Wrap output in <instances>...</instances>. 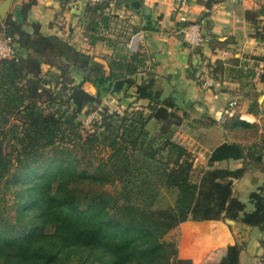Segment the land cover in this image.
<instances>
[{"label": "trees", "instance_id": "16d2710c", "mask_svg": "<svg viewBox=\"0 0 264 264\" xmlns=\"http://www.w3.org/2000/svg\"><path fill=\"white\" fill-rule=\"evenodd\" d=\"M116 1L86 6L92 33L107 29L106 10ZM221 1L208 0L206 7ZM246 16L259 30L254 15ZM40 30L34 24L26 32L10 17L0 18V36L19 50L17 59L0 60V264H192L173 259L174 234L185 222L231 220L264 232V183L249 194V212L232 196L233 182L250 167L264 171L256 158L264 156V139L218 146L208 169L194 176L192 154L171 140L181 118L153 78L136 85V100L148 101V113L104 108L83 138L80 117L101 102L84 84L100 75L115 89L132 86L144 58L139 52L109 58L101 73L90 56ZM151 120L159 125L156 136L146 129ZM97 150L107 153L99 157ZM230 160L243 166L213 168ZM115 184L119 196L111 199L107 191ZM161 191L174 192L171 205L158 207ZM259 244L264 250V240ZM242 249L227 246L217 264H239Z\"/></svg>", "mask_w": 264, "mask_h": 264}, {"label": "crops", "instance_id": "0c3cea01", "mask_svg": "<svg viewBox=\"0 0 264 264\" xmlns=\"http://www.w3.org/2000/svg\"><path fill=\"white\" fill-rule=\"evenodd\" d=\"M179 1L127 0L106 10L110 15L108 27L95 33L87 24L86 0H73L64 6L59 0H11L5 19L21 23L26 32L36 24L42 34L67 41L90 56L101 73L109 58H127L139 52L145 67L131 78L132 86L124 84L115 89L110 77L98 75L93 78L95 95L100 101L108 100L116 112L135 109L148 113V101L136 100V85L153 78L162 99H170L181 118L179 126L171 127V140L192 154L194 170L201 175L218 146H249L264 139V76L258 74L264 65V0H218L221 2L210 8L206 7L208 0H185V12L190 21L200 24L205 40L195 49L184 41L176 11ZM247 13L254 15L259 30L248 21ZM134 36L136 49L132 51L128 44ZM222 53H226L225 57ZM205 63L213 66L221 82L218 90H205L198 82ZM217 66L222 67L221 71H216ZM231 101L237 102L235 116L219 121L218 114ZM146 129L150 136H156L159 125L151 120ZM256 158L264 163V156ZM242 166V161L230 160L216 162L213 168L235 170ZM263 183L264 171L252 166L233 182L232 196L240 201ZM179 233L173 259L191 260L192 264H217L220 257L207 258V253L219 250L222 255L227 246L240 243L243 235L239 264H254L261 255L259 241L264 237V232L257 229L241 226L240 231L225 221H188L179 226Z\"/></svg>", "mask_w": 264, "mask_h": 264}, {"label": "built area", "instance_id": "2783aa9c", "mask_svg": "<svg viewBox=\"0 0 264 264\" xmlns=\"http://www.w3.org/2000/svg\"><path fill=\"white\" fill-rule=\"evenodd\" d=\"M90 6H96L103 3L105 0H86ZM115 5L110 4L108 9H112ZM186 2L181 0L177 6V17L182 24V32L184 41L192 48H199L204 45L205 40L201 31L199 23L189 20L186 12ZM137 36H134L128 44V48L132 51L136 49ZM226 53H222L221 56L225 57ZM19 56V50L16 44L10 37L0 36V60H12L17 59ZM258 74L264 76V65L260 68ZM198 82L205 90H218L221 87V82L215 77L213 66L208 63L202 67V70L198 74ZM237 108V102L231 101L222 112L218 114V120L233 118L235 116V109ZM104 112V107L101 105L96 106L92 110L89 109L84 114L82 120L80 119V125L84 129H89L92 124L99 123Z\"/></svg>", "mask_w": 264, "mask_h": 264}, {"label": "rangeland", "instance_id": "374dc122", "mask_svg": "<svg viewBox=\"0 0 264 264\" xmlns=\"http://www.w3.org/2000/svg\"><path fill=\"white\" fill-rule=\"evenodd\" d=\"M48 69L44 70V68H42V72L43 74H45L47 72ZM71 78H73L76 82L79 81V76L74 74V73H71L70 74ZM84 90L86 92H88L89 94L91 95H95L96 94V89L94 87V84L91 83V82H86L83 86ZM96 96V95H95ZM101 106H103L104 108H107L109 112H116L113 108H112V105L109 104L108 100H102L101 103L99 104ZM96 106L98 105H93L92 107L88 108L89 111L90 109L92 110L93 108H95ZM86 109V111L88 110ZM84 116V115H83ZM83 116L80 117V119L82 120ZM98 123H95V124H92L91 127L89 129H84L81 127L80 125V131H81V135L83 138H85L87 136V134H89L90 132L93 131V128L97 125ZM100 151V152H99ZM96 155L98 154L99 157H102V156H105L106 155V151H103V150H97L95 151ZM194 176H197L196 174V171H194ZM119 192H120V186L115 184L112 188H110L108 191H107V195L111 198V199H116L118 196H119ZM246 196H242V200H240V202L244 205V206H247V212L251 211L252 208H250V203H249V200H248V196L247 198H245ZM174 201V192H166V191H161L160 192V195H159V198H158V201H157V205L158 207H165V206H168V205H171ZM252 206V205H251ZM179 228L177 230V233L174 234V236L177 238V240L179 241ZM246 235H243L241 237H239V240H240V244L243 242L241 241V239L243 238V240H245ZM264 240V237H262L260 239V241ZM178 241H177V244H178ZM244 243V242H243ZM260 245V244H259ZM261 248V246H260ZM207 258L208 257H211V258H217L216 260H218V257L221 256V252L219 250H212L210 252L207 253ZM259 260H256V262L254 264H264V250L261 248V255L259 256L258 258Z\"/></svg>", "mask_w": 264, "mask_h": 264}, {"label": "water", "instance_id": "95a60500", "mask_svg": "<svg viewBox=\"0 0 264 264\" xmlns=\"http://www.w3.org/2000/svg\"><path fill=\"white\" fill-rule=\"evenodd\" d=\"M125 1L127 0H118L116 3L119 5V4H123ZM10 3H11V0H4L1 4H0V18L1 20H4L5 19V16H6V12L10 6ZM225 222L231 226V227H234L235 229H238L241 231V226L244 227L245 225L243 224H240L238 222H235V221H231V220H225Z\"/></svg>", "mask_w": 264, "mask_h": 264}]
</instances>
